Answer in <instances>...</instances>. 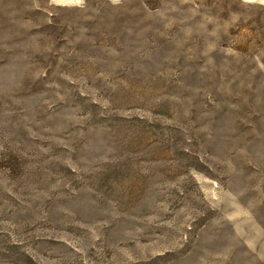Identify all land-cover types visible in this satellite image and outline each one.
Listing matches in <instances>:
<instances>
[{
  "label": "rangeland",
  "instance_id": "rangeland-1",
  "mask_svg": "<svg viewBox=\"0 0 264 264\" xmlns=\"http://www.w3.org/2000/svg\"><path fill=\"white\" fill-rule=\"evenodd\" d=\"M0 264H264V0H0Z\"/></svg>",
  "mask_w": 264,
  "mask_h": 264
}]
</instances>
